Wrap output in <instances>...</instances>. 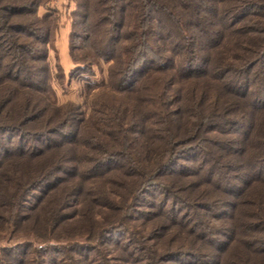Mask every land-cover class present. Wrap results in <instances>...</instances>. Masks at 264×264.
<instances>
[{"label": "trees", "instance_id": "1", "mask_svg": "<svg viewBox=\"0 0 264 264\" xmlns=\"http://www.w3.org/2000/svg\"><path fill=\"white\" fill-rule=\"evenodd\" d=\"M48 1L0 0V264H264V0H73L87 115Z\"/></svg>", "mask_w": 264, "mask_h": 264}, {"label": "rangeland", "instance_id": "2", "mask_svg": "<svg viewBox=\"0 0 264 264\" xmlns=\"http://www.w3.org/2000/svg\"><path fill=\"white\" fill-rule=\"evenodd\" d=\"M75 8L76 4L73 0H50L45 5L41 4L37 13L42 15L49 11L53 16L52 32L48 43L50 69L46 73V77L55 93V100L59 104L66 102L78 104L87 115L89 106L86 107V104H89L87 101L93 92L89 93L87 84L92 85L103 82L107 77L109 62L100 59L97 63H87L84 59H77L79 63H74L72 60L71 54L79 58L86 53L87 49L84 38L72 37L70 34L72 30L71 14ZM154 190H150V192H154ZM153 200L154 196L152 194L144 193L138 211L141 216L144 215V211L150 210L148 206ZM110 237V240H113L112 242L121 241L124 243L126 239V235L120 231L112 232ZM131 251L133 252V250ZM85 252L90 256L92 255V252L86 250ZM75 257L77 256L74 255ZM85 259L81 258L79 260L84 261ZM45 261L47 264H65L61 263V253L55 251L47 252ZM66 263H70V260Z\"/></svg>", "mask_w": 264, "mask_h": 264}]
</instances>
